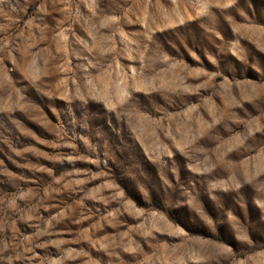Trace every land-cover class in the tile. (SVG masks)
<instances>
[{"label": "rangeland", "instance_id": "374dc122", "mask_svg": "<svg viewBox=\"0 0 264 264\" xmlns=\"http://www.w3.org/2000/svg\"><path fill=\"white\" fill-rule=\"evenodd\" d=\"M0 264H264V0H0Z\"/></svg>", "mask_w": 264, "mask_h": 264}]
</instances>
